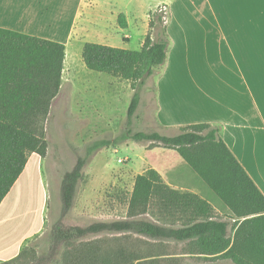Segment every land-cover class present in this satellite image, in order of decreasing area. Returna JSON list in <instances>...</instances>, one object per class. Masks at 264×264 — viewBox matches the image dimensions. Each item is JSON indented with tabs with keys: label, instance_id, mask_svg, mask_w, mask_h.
Instances as JSON below:
<instances>
[{
	"label": "trees",
	"instance_id": "16d2710c",
	"mask_svg": "<svg viewBox=\"0 0 264 264\" xmlns=\"http://www.w3.org/2000/svg\"><path fill=\"white\" fill-rule=\"evenodd\" d=\"M162 16L156 12L155 37L149 34L140 50L98 43H86L83 49L87 69L131 83L129 121L138 110L145 81L167 62L170 39ZM118 22L125 26L122 15ZM65 60L63 43L0 28V206L25 171L29 155L46 156V129L61 91ZM180 131L170 137L129 129L124 135L153 148L176 150L185 163L166 175L167 183L156 169L138 175L126 218L86 227L58 224L48 234L45 253L30 246L1 264H143L151 256L128 247L141 241L137 238L189 241L194 248L187 253L192 255L264 264V193L218 127L201 123ZM85 166L86 160L80 159L64 177L66 211ZM103 234L112 236L87 240Z\"/></svg>",
	"mask_w": 264,
	"mask_h": 264
},
{
	"label": "crops",
	"instance_id": "0c3cea01",
	"mask_svg": "<svg viewBox=\"0 0 264 264\" xmlns=\"http://www.w3.org/2000/svg\"><path fill=\"white\" fill-rule=\"evenodd\" d=\"M164 6L170 46L156 79L160 126L172 136L186 125L218 127L264 193V0H0V28L57 42L55 36L62 35L66 49L79 54L86 43L126 49L135 36L141 49L151 32L154 39L156 12ZM42 173L41 162L33 171L27 165L0 206V264L17 257L43 230L45 197L41 208L20 213L19 204L9 206L24 195V178L33 174L39 186ZM39 212L26 230L23 219ZM173 257L182 264L220 263L211 260L217 256L187 252Z\"/></svg>",
	"mask_w": 264,
	"mask_h": 264
},
{
	"label": "rangeland",
	"instance_id": "374dc122",
	"mask_svg": "<svg viewBox=\"0 0 264 264\" xmlns=\"http://www.w3.org/2000/svg\"><path fill=\"white\" fill-rule=\"evenodd\" d=\"M163 24L167 25L164 21ZM63 26L66 30V25ZM150 35L152 36V32ZM55 37L64 44L61 42L64 39L62 35ZM126 47L129 50H140L139 39L135 36ZM72 49H66L68 61L63 73L62 87L53 103L52 116L46 129V156L31 153L28 157L27 165L31 171L39 162L43 166L41 185L38 186L37 179L36 182L33 181V174L30 175L32 179L26 176L21 183L24 195L13 197L9 201V206L13 203L19 204L21 213L39 204L41 208L45 197L43 230L26 247H36L39 254L48 250V234L58 224L63 227H86L97 221L126 218L138 175L149 169H156L167 183V174L185 166L176 150L153 148L150 147L151 143L141 144L123 138L129 129L135 132H157L172 137L173 132L163 129L157 119L155 88L162 67L145 81L138 110L129 121L128 109L134 95L131 83L90 71L84 65L82 52L75 53ZM69 58H73L72 66ZM80 159L86 160V166L77 182L72 206L66 211L63 204L64 177L76 167ZM39 215L40 212L37 216L28 215L23 219L26 230H29L32 218L36 217L38 220ZM111 236L103 234L87 240ZM137 239L141 241L128 247L131 251L145 254V257L151 256L143 264H182L183 260L173 256L194 248V244L188 242ZM211 260L220 262L219 264L231 262Z\"/></svg>",
	"mask_w": 264,
	"mask_h": 264
},
{
	"label": "built area",
	"instance_id": "2783aa9c",
	"mask_svg": "<svg viewBox=\"0 0 264 264\" xmlns=\"http://www.w3.org/2000/svg\"><path fill=\"white\" fill-rule=\"evenodd\" d=\"M159 13H161L163 16H162V19L164 21L165 24L168 23L169 21V11H168V8L167 7H161L159 8Z\"/></svg>",
	"mask_w": 264,
	"mask_h": 264
}]
</instances>
